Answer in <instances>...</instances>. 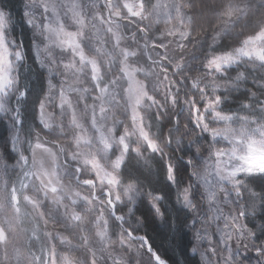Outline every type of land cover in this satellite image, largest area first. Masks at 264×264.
<instances>
[{"label": "snow or ice", "instance_id": "1", "mask_svg": "<svg viewBox=\"0 0 264 264\" xmlns=\"http://www.w3.org/2000/svg\"><path fill=\"white\" fill-rule=\"evenodd\" d=\"M20 3L21 7L14 10L11 0L7 3L0 0V125L5 126L7 130L6 137L0 139H4L11 153L16 152L18 144L21 148L14 158L5 155L3 151L0 160H16L23 177L18 180L19 187L13 183H3V191L9 204L18 210L23 200L39 208L41 200L50 199L58 207L64 208L67 220L73 226H79L83 216L77 205L78 202L83 201L86 206L98 212L95 218L96 236L105 249L114 247L117 240L123 249L131 248L138 241L137 251L141 256L147 255L148 264H168V260L153 249L148 238L134 235L138 229L133 227L124 215L117 214L116 205L123 203L121 189L123 197L130 203L136 202L140 191L138 181L132 178L123 179L130 156L143 157L140 147L130 146L132 143L130 138L136 136L137 143L142 141L143 150L150 152L153 159L159 154L160 160L164 163L167 185L171 190V203L179 205L183 210L182 218L177 217L171 221V229L173 231L187 229L199 236L201 229L207 234L208 228L214 225L211 237L221 233L216 244H223V251L227 255L219 257L216 247L211 246V256L218 257L217 264H221V260L223 264H238L237 257L240 256V252L238 250L234 252L230 246L231 236L228 225L231 223L237 229L247 230L246 225L235 221L238 218L246 219L250 213L246 209H240L236 216H232L231 213L225 216L219 206L217 192L211 191L205 196L200 190L199 181H204L206 190L211 186L222 193L226 204H232L233 196L237 203L242 201L246 193L250 197L259 195L264 202V194L249 189L246 181V178L250 177H264V100H260L257 95L258 93L259 96H264V76L259 79L253 78L256 92L251 93L252 99L249 103L241 105L242 109L247 110V115L225 114L222 105L227 97L219 93L222 88L229 92L234 90L237 81H246L250 75L247 73V67L264 69V27L257 26L241 33L232 45L227 47L220 45L206 51L199 62V67L185 65L183 62L175 65L178 75L183 77L184 73L188 72V76L170 82L167 102L174 108H178L183 103L189 113L186 127L190 133H196L198 130L197 139L190 142L185 149V155L191 153L184 168L187 173V184H185V181L179 178V171L173 160L169 158L167 163L164 162L161 140L154 139L150 134L153 121L161 118L159 112L149 114L147 124L145 117L139 115L141 105L135 102V98L130 93L131 86L139 82L138 77L142 75V70L139 64L135 63L136 52L132 51L130 46L121 47V37L113 32L111 27L122 18V9L123 13H127L132 7L134 10L132 18L144 20L149 14L170 16L167 11L169 4L165 0H154V2L152 0L150 4L147 0H134V2L124 0L122 3L121 0H103L102 3L101 0H72L67 3L65 0H20ZM103 11L107 12V20ZM233 15L231 9L225 10L224 22L231 20ZM94 20L109 25L106 31L112 33L114 45L120 48L119 60L113 59L107 62V69L112 72L111 78H107L105 73L102 74L103 65L98 59L90 58L85 54V48L89 51L94 50L97 55L102 53L101 48L92 45L91 36L87 31L89 23ZM17 25L28 35L27 44L24 37L17 34ZM139 31L144 33L147 29L141 26ZM167 34L178 35L181 48L184 47L182 41L191 35L188 30L176 32L175 29L167 30ZM101 43L108 44L107 40ZM153 47L164 48L165 45L163 42L154 41ZM77 58L79 67H77ZM241 65L245 66V71H240ZM89 66L90 80L88 74L84 76L87 81L86 86L82 89H72L83 93L74 108L65 96L68 70H74V74L83 73ZM233 66L236 70L235 77L229 72ZM33 73L36 74L39 82L38 91L30 79ZM193 73L199 75L194 76ZM57 77L62 79L58 80ZM164 79L167 80V76ZM181 87L185 89L183 101L180 99ZM57 96L61 110L64 109L65 104L73 109L69 126L74 130L71 139L76 151L70 156L65 155V159L76 162L77 166L74 171L65 170L64 176L60 175L59 157L55 149L60 148V138H69L63 132L66 125L61 123L53 127L46 116V110ZM144 98L153 105L157 103L155 97L148 94L146 85ZM200 101L204 102L202 110L197 106ZM121 103L128 112L130 111L132 125L130 131L122 124L123 132L117 139L114 135L115 125L112 128H105L104 113ZM77 108L87 111L90 117L83 125L76 118ZM184 111L185 108H180L179 112L172 115L179 117ZM138 118L139 122H137ZM29 119L32 121L31 124L28 123ZM168 123L172 124V119H169ZM234 124L237 126H233ZM174 126L175 130H179L181 121L176 119ZM89 131L93 134L88 135ZM21 137H24L23 143ZM201 137L208 144L207 155L212 161L203 172L197 167L198 162L205 161L201 153L203 148ZM221 141L225 146H220ZM165 142L169 146L173 143L171 133ZM114 146L116 151H112ZM82 148L88 150L82 151ZM37 150L48 153L56 166L49 168L45 166L44 161H38ZM101 161H104L103 165ZM254 161L259 162L258 167L251 166ZM86 171L94 172L96 179L102 186L107 187V191L102 190L98 196L94 191L95 181L82 177V173ZM65 177L69 182L75 181L77 189L80 184L93 189L92 194L89 196L82 195L79 190L70 191L63 182ZM147 196L150 198L149 203L155 216H165L161 207L162 202L166 200L165 195L150 189ZM93 201L99 203L101 207L95 209ZM134 211L129 209L130 214H134ZM110 225L118 228L119 232L110 234ZM248 236L254 241L261 242L254 249L255 258L260 264V261H264V233L255 236L248 230ZM211 237H209L210 244ZM59 243L62 246L71 245L68 237L63 235L59 236ZM88 244L87 236H82L81 245L87 247ZM72 250L66 249L69 253ZM186 251L195 255L197 248L190 244ZM211 256H209V264H211ZM251 258L244 256L242 260ZM109 259L111 264H126L121 256L109 254ZM35 264H75V260L69 254L58 257L53 246L50 251L45 250L44 256L35 257ZM89 264H98L95 252L92 253Z\"/></svg>", "mask_w": 264, "mask_h": 264}, {"label": "rangeland", "instance_id": "2", "mask_svg": "<svg viewBox=\"0 0 264 264\" xmlns=\"http://www.w3.org/2000/svg\"><path fill=\"white\" fill-rule=\"evenodd\" d=\"M4 2L6 3V0ZM65 2H72V0H65ZM102 2L103 0H101V3ZM122 2H124V0H121V3ZM128 2H134V0H128ZM165 2L169 4V9L167 11L169 13H173L174 1L165 0ZM92 11L95 12L97 10ZM133 11L134 10L132 7L129 8V11L127 13H123L122 9V18L117 22L118 26L117 24H112L111 27L113 29V32L120 35L121 47L130 46V49L136 52L135 63L139 64L140 69L142 70V75L138 77L139 82L131 86L130 94L135 98V102L141 105L139 115L144 116L142 110L148 103L144 98L145 85L147 86L148 94L153 96L154 94H157L161 99H159L160 102H162L163 104L167 102V90L174 76L172 75V71L168 66V59L165 48L166 45L173 43L175 35L170 36L167 34V30L174 29L173 25H167L166 22L162 21V19H169L170 16H165L162 14H149L148 20L150 22L145 23V19H133ZM149 12H151L150 9ZM103 15L107 20L106 11H103ZM162 22L163 25L161 26L162 29H160V32H156L153 37L150 36L152 34L150 33V29L157 23ZM138 23H141L142 26L147 29V31L141 33L139 31L141 26H138ZM108 27L109 25L107 23L101 24V22L98 20H94L89 23L87 31L91 36L92 45L95 48H101L102 53L97 55L94 50L89 51L88 48H85V54L90 58L98 59L103 65L102 74L105 73L107 78H111L112 72L108 71L107 62L113 59L119 60L120 48H117L114 45L112 33H108L106 31ZM179 31V29L176 30V32ZM17 34L22 35L25 39V43H28L27 35L22 31L19 25H17ZM103 40H107L108 44L101 43V41ZM178 40L180 41V38ZM154 41L163 42L165 47H153ZM29 63H31V60L29 61ZM77 67H79L78 58ZM87 74L88 79L90 80V66L86 68L83 73L77 72L74 74V70H68V78L67 82L65 83V96L67 100L72 103L74 108L83 93L73 91L72 89H82L84 86H86L87 81L85 80L84 76ZM35 76L36 74L33 73L30 79L33 81L35 79ZM165 76H167V80L164 79ZM57 79L59 80L62 78L57 77ZM248 83L252 84L254 83V81H249ZM69 85H71V87H69ZM173 87H175V85H173ZM237 88L240 87L237 86ZM228 92L229 91L223 88L219 90V93L224 96ZM159 100L156 99V101ZM203 103V101H200L197 105L201 108V110L203 109ZM222 107L225 114H233L235 116L243 115L240 112L232 113V110L226 109L224 104L222 105ZM62 111L63 114H61ZM75 111L76 118L82 125L84 124L85 120L90 119V117H88L87 111L81 110L80 108L75 109ZM72 113L73 109L68 108L67 104H65L63 110L59 108L58 96L53 101V104L50 105L46 110V116L49 118V122L52 124V126L56 127L61 123H64L66 125L63 130L64 135L69 137L67 139L60 138V148L55 149L59 157L58 167L61 176H64L65 170L74 171L75 167L77 166L76 162H73L70 159H65V155L69 154L70 156L72 152L76 151L73 140L71 139L74 130L69 126ZM97 113L99 114L98 108ZM123 116L126 118L125 122L122 119ZM97 119L99 120L100 117L98 116ZM31 122L32 121L30 120L28 121L29 124H31ZM137 122H139V118ZM122 124L124 126H127L131 131V113L130 111L128 112L126 110V107L123 105V103L111 107L107 112L104 113V126L105 128H112L115 125L114 135L117 139L123 132ZM145 124H147V121H145ZM233 126L237 125L234 124ZM92 134L93 133L91 131L88 132V135ZM137 139L138 138L136 136L130 138V141H132L130 145L131 147H143V142L139 141L137 143ZM20 140L21 143H23L24 137H21ZM220 146H225L223 141H221ZM61 149L63 150L62 152ZM20 150L21 148L18 144L16 152H13L10 156L14 158ZM81 150L87 151L88 149L82 148ZM112 151H116V146H114ZM0 152H2V150ZM27 154L31 155V153ZM0 156L3 155L0 153ZM204 157L205 161L197 163V167L202 172L208 165L212 164V161L208 159L207 153L204 155ZM36 158L38 161H44L46 167L48 166L49 168H52L56 166L52 163L51 156L46 152H40L39 150H37ZM97 159H99V156L97 157ZM112 159H114V156L112 157ZM101 164L103 165L104 161H101ZM251 166L258 167L259 162L254 161ZM82 177L91 178L95 181L96 186L94 191H96L98 196L101 194L102 190L107 191V187L102 186L100 184V181L96 179V175L94 172L86 171L82 173ZM20 179H23V177L21 176V169L16 160H0V264H35V257L44 256L45 250L50 251L53 246H55L56 248V254L58 257H63L65 254H69L75 260V264H89L93 252H95L96 254L98 264H111L109 254H111L112 256L123 257V259L126 261V264H148L147 255L141 256L137 251V248H139L138 241L131 248L123 249L119 246L117 240L114 247L105 249L96 236L97 229L95 218L98 215V212L86 206L83 201L78 202L77 205L80 214L83 216L82 223L79 226H73L67 220L64 208L58 207L50 199L41 200V206L39 208H35L32 205L27 204L23 200H21L18 210L13 208L7 200L6 193L3 191V183L9 182L16 184V186L19 187L18 180ZM209 179H211V177H209ZM63 182L70 191L79 190L81 191L82 195L89 196L92 194L93 189H90L88 186L82 184H80L79 188L77 189L75 187V181L69 182L67 177H65V180ZM199 185L201 192H203L205 196H207L211 191L217 192V199L220 202L219 206L225 216H228L229 213H231L232 216L237 215V212L240 209L238 210L236 207L234 198L235 196L232 197V204H226L223 199V194L219 193L217 189L208 186L206 190V186L203 180L199 181ZM121 196L123 203H119L116 205V208L118 209L117 214H121L119 211H122V207L127 208V211L129 212V209H133L136 203H130L127 198L123 197L122 189ZM139 197L140 193L136 197V201H138L137 199H139ZM148 199L150 200V198ZM93 206L95 209H99L101 207V205L96 201H93ZM176 207L178 209H181L179 208V205H177ZM169 211L170 209H168V213H170ZM41 213H43V215H41ZM105 215L107 216V213H105ZM122 215H124L127 219V214ZM235 223L246 225L242 218H238ZM222 226L223 225L221 224V227ZM214 228V225L212 228L209 227L207 230V234L205 233L204 229H201L199 236H197L196 233H188L189 246L190 244H192L197 248V252L195 255L191 254L190 252L188 253L191 258L194 257L197 260L198 264H209V256H211V246L216 247L217 255L219 257H224L225 255H227V253L223 251V244H216V240L220 239L221 233H217L215 237H211V233ZM228 230L230 231L231 236L230 246L232 247L234 252L237 250L240 252V256L237 257L238 264H258V260L255 259L254 253V249L256 246H250V242L253 241V239L248 236V230L250 229L248 227L247 230H245V228L237 229L230 223L228 225ZM109 231L111 234V232H119V229L114 225H110ZM60 235L67 236L71 241V245L62 246L59 243ZM82 236H87L88 238L89 244L87 247L81 245ZM209 237H211V244L209 243ZM68 248H71L73 250L69 253L66 251V249ZM141 251H145V249H141ZM244 256H249L252 258L250 260H242ZM46 258L47 257L45 256V259ZM217 259V256H211V264H217ZM221 264H223L222 260Z\"/></svg>", "mask_w": 264, "mask_h": 264}, {"label": "trees", "instance_id": "3", "mask_svg": "<svg viewBox=\"0 0 264 264\" xmlns=\"http://www.w3.org/2000/svg\"><path fill=\"white\" fill-rule=\"evenodd\" d=\"M173 1V13H170L169 19H162V21L166 22L167 25H173L175 30H188L191 35L182 41L184 44L183 48L179 47L181 41L178 40V35H175L172 44L166 45L165 52L168 59V66L174 76L172 81H179L188 76V72H185L183 77L177 74L175 68L177 63L183 62L185 65L191 64L192 67H199V62L203 59V54L206 51H210L211 48L220 45L225 47L232 45L235 42V38L241 33L250 31L257 26H264V0ZM7 2L8 0H6ZM147 2L150 4L152 0H147ZM20 4L19 0H11V5L14 10L19 9ZM227 9H231L234 15L231 20L225 23L223 12ZM144 22L147 23L150 21L147 18ZM163 22L157 23L150 29V33H152L150 36L153 37L156 32H160ZM137 25L142 26L141 23ZM240 71H245L244 65L240 66ZM229 72L232 77H235V67L229 69ZM247 73H250V75H248L246 81L236 82L240 88L236 87L225 95L227 100L224 106L226 109L232 110V113L240 112L243 115L248 114L247 110L242 109L241 105L249 103L252 99L251 93L256 92L255 83L250 84L248 82L254 81L253 78L259 79L261 76H264V69L247 67ZM193 75L196 76L199 74L193 73ZM31 82L36 86L38 91L39 82L37 77L35 76V79L33 81L31 80ZM184 91L185 89L181 87V100H183ZM257 95L260 100H264V96H259L258 93ZM154 96L157 100L160 99L157 94H154ZM160 100L154 105L148 102L144 106L142 113L145 116V121H147L149 114L159 112L161 118L153 121L151 136H154V139L159 138L161 140L164 162L167 163L168 159L171 158L179 171V178L187 184V173L184 171V168L191 153L185 155V149L190 142H194L197 139L198 130L196 133H190L186 127L188 111L182 105L183 103L178 108H174L168 102L163 104ZM180 108H185L182 115L179 117L172 115L173 113L179 112ZM122 119L125 122L126 118L124 116ZM169 119H172V124L168 123ZM176 119L181 121L179 130H175L174 123ZM29 120L31 121V119ZM3 127L5 126L0 125V137H6L7 130L6 127ZM170 133L173 137V143L169 146L165 141ZM200 139L201 144H203L201 153L205 155L208 152V144L204 142L202 137ZM3 141L4 139H0V151L2 150L0 153L3 155L4 151L5 155L10 156L12 154L11 150L7 149ZM138 147L143 151V157L130 156L123 179L127 180L132 178L138 181L140 197L133 207L135 210L134 214H130L127 208L124 207L119 212L121 214H127L129 223L138 229L134 234L148 238L153 249L167 259L168 264H198L197 260L194 257L191 258L188 251H186L189 247V234L191 232L187 229L173 231L170 227L172 220L177 217L182 218L183 210L178 209L176 205L171 203V190L165 178L164 163L160 160L159 154H156L157 157L153 159L150 152L144 151L142 146ZM246 181L249 189L258 194H264V177H250ZM150 189L155 192H162L165 195L166 200L161 205L165 216H155L149 203V197L147 196V192ZM235 203L238 210L246 209L250 213L246 219H242L255 236H261L264 233V202L261 201L260 196L250 197L246 193L242 201L237 203L235 200ZM168 209H170V213H168ZM259 244H261L260 241L253 240L250 242V246L252 247ZM255 259L257 260V258ZM260 264H264V261H260Z\"/></svg>", "mask_w": 264, "mask_h": 264}]
</instances>
